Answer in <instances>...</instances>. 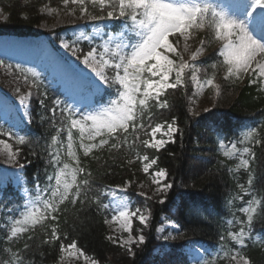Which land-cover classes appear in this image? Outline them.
<instances>
[{
  "label": "snow or ice",
  "instance_id": "obj_1",
  "mask_svg": "<svg viewBox=\"0 0 264 264\" xmlns=\"http://www.w3.org/2000/svg\"><path fill=\"white\" fill-rule=\"evenodd\" d=\"M62 2L65 6L69 4L78 6L84 15L89 14L87 5L90 3L103 14L92 16V19L114 17L125 19L127 39L124 32L117 35L109 34L107 40L84 53L81 60L99 81L94 85L96 92L101 93L106 86L115 87V94L105 106L79 116L78 110H74L71 105L59 99L53 101V106L49 109L52 113L53 127L56 126L57 111L61 114V126L57 128L56 135L51 138L49 145L52 149L49 152V163L53 166V174L46 177L45 187L42 188L37 184L35 194L27 195L23 210L19 212L18 217H9L7 239L18 240L27 234L26 238L30 240L31 233L39 226L49 235V239L44 243L60 241V216L68 205L83 206L86 203H93L98 209L111 212V217L106 216L104 223L116 224L119 231L128 234L127 238L114 242L124 247L127 254L134 255L132 246L143 244L145 236L143 228L139 229V234H133V219L138 220L139 224L146 228L150 213L140 208L133 210L126 196L118 195V193H126L131 187V182L115 188L107 185L104 189L97 188L93 193V172L77 154L74 146L76 141L84 157L91 156L96 160L100 157L93 152L94 149L107 151L109 154L113 151L120 152L125 148L133 152L139 142L144 148L159 151L166 144L174 142L173 137L179 131L175 127L176 121L170 123L164 121L153 126L152 117L149 115V123L145 124V113L150 112L153 105L159 109L168 108V100L161 97L165 96L168 90L175 91L185 87V78L189 73L188 78L196 85L199 92L212 89L215 97L222 94L221 84L216 81L215 71L205 79H200V68L194 62L204 54L206 39H200L199 46L191 51L188 43L197 33H205L206 36L211 34L220 42L218 55L222 60L213 63L211 68L213 70L222 68L224 81L236 83L248 78L250 84H255L259 90L264 91V12L253 16L252 12L248 11L249 8H252L253 12L257 8L264 9V0H253L252 4L247 3V0H232V2L228 0L219 4L211 3L210 0H62ZM245 16L251 19L238 18ZM170 37H175V41L170 40ZM83 39L91 40L87 36ZM181 39L184 41L182 50L178 48ZM61 47L70 49L74 55L80 51L65 42L61 43ZM185 53L188 54L187 59ZM109 69L112 70L111 74L107 71ZM31 75L37 77L34 72ZM24 78L27 83V75ZM30 87H39L35 79ZM16 91L19 92V89ZM31 96V91L19 96V103L25 109L24 116L29 119L27 102ZM40 103L43 106L45 100H41ZM73 130L79 133L75 139ZM64 132L67 134L65 153L67 160L62 159L61 156L65 144L60 140V134ZM141 134L148 138L142 139ZM157 134L167 139L157 138ZM130 135L131 143H129ZM5 136L7 140L2 138ZM13 142L16 145L28 143L25 136L0 128V146H2L0 155L4 156L6 163L23 169L25 165L19 160L21 149L13 150ZM237 144L264 146V136L259 130L251 129L237 142L219 143L222 155L229 160L238 159L237 169L243 168L248 172L247 187L244 184L238 185L244 195L237 198L243 201L244 196L251 197L239 208L244 218L237 217L234 222L228 221L230 227L239 225V228L236 231L228 230L226 235L221 236V240L232 241L235 250L225 251L220 259L228 260L231 264H251L243 250L248 247L246 242L252 239L255 223L258 220L264 223V197L257 198L253 192L255 177L249 168L250 160L255 155L252 147L245 146L241 149ZM245 154L248 155V159L243 158ZM136 161L142 163L143 172L150 174L151 182L157 185L155 193L164 194L172 188L170 183H161L168 175L163 168L149 173L153 165L157 164V158L149 159L148 155H140L137 152L135 160L127 159L129 165ZM25 191L27 193V190ZM102 196L108 198L109 202L104 203ZM163 202L160 200V203ZM169 238L164 237L166 240ZM175 238V236L171 237V239ZM108 239L114 238L109 236ZM237 245L239 248L235 247ZM27 247L25 243L24 248ZM59 250L62 254L84 257L86 264L89 261L75 241L67 245L61 243ZM12 255L15 259L11 264H16L17 261L23 264L18 253ZM63 259L64 257L61 256V260ZM90 264L97 262L91 260ZM204 264H217V261L206 260Z\"/></svg>",
  "mask_w": 264,
  "mask_h": 264
},
{
  "label": "trees",
  "instance_id": "obj_2",
  "mask_svg": "<svg viewBox=\"0 0 264 264\" xmlns=\"http://www.w3.org/2000/svg\"><path fill=\"white\" fill-rule=\"evenodd\" d=\"M44 1L4 2L9 15L6 20L0 21V39L3 36L32 39L47 34L40 30L47 18L41 10ZM210 2L219 4L228 0ZM108 23L104 24L103 33L111 32L117 35L124 32L127 39L124 18L114 17ZM64 30L65 28L55 29L48 34L54 35L56 41L60 42ZM199 34L206 39L207 54L195 64L200 70H204V79L212 75L213 71L216 72V81L222 84L223 97L215 100L214 106L208 111L193 113L190 110L189 85L175 91L168 90L161 99H167L169 107L159 109L153 105L150 112L145 113L144 123H149V115L152 117L153 126L175 120L179 131L173 137L174 142L166 144L159 151L144 148L139 142L133 152L125 148L109 154L107 151L94 149L93 152L100 157L99 160L91 156L84 157L78 147V141L74 145L83 163L93 172V193L97 188L104 189L107 185H121L130 173L127 159L135 160L137 152L140 155H148L149 159L157 158V164L153 165L155 170H166L168 183L172 184V188L164 194L163 203L142 196L136 198L138 203L150 210L151 218L149 226L144 227L145 242L133 249L134 255L127 254L125 248L108 239V226L104 219L106 216L109 218L111 212L98 209L93 203L83 206L68 205L60 216V241L44 243L49 239V235L39 226L31 233L30 240L26 238L27 234L18 240L7 239L9 217H18L27 195L35 194L37 184L45 187L46 177L53 174V166L49 163V152L52 151L49 145L51 138L56 135L57 128L61 126V114L57 111L56 126L53 127L49 109L57 99L68 105L73 103L72 98L66 96L62 85L54 84L49 68L40 63L29 66L27 80L32 83L35 79L39 85L32 90L30 119L26 122H6L4 126H0L16 135L25 136L28 141L25 145H16L13 142L15 149H21L19 160L25 165L22 169L24 185H15L10 179L4 180V183L0 182V264H11L15 259L13 253L19 254L23 264H56L61 256L59 245H67L73 241L86 256L99 264H204L206 260H216L217 264H230V261L220 257L225 251L235 248L232 241L221 240V236L226 235L228 230H238L239 225L230 227L228 221L234 222L237 217L244 218L239 208L251 197L244 196L243 201L237 198L244 195L238 185L244 184L247 187L248 172L243 168L237 169L238 159L229 160L224 157L219 143L237 142L251 129L259 130L264 136V91L259 90L257 85L250 84L248 78L236 83L224 81L223 69L211 68L213 63L222 60L216 47L218 41L211 34ZM78 46L87 52L92 44H89L88 40L80 39ZM33 72L37 74L36 78L31 75ZM225 90H229L230 95H224ZM114 94L115 87L104 86L101 93L95 94L94 100L89 103L81 102L73 109L78 110V116L86 114L105 106ZM41 100H45L43 106ZM73 136L75 139L79 133L73 130ZM3 138L7 139V136ZM141 138L148 137L141 134ZM60 140L65 144L61 153L62 159L67 160L66 132L60 134ZM131 140L130 135L129 143ZM245 146L252 147L255 154L249 165L255 177L253 192L257 198L264 197V146L237 144L241 149ZM243 158L249 157L245 154ZM23 187L27 189L26 194L23 193ZM101 199L104 203L109 202L106 197L102 196ZM163 217L175 221L182 236L181 240L162 245L157 239V228L162 224ZM48 231L50 232V229ZM25 243L28 245L27 249L24 248ZM246 243L248 247L243 251L251 264H264V223L259 220L255 223L252 239ZM193 246L202 250L201 260H191L188 248ZM235 247L239 248L238 245ZM16 264H19V261Z\"/></svg>",
  "mask_w": 264,
  "mask_h": 264
},
{
  "label": "rangeland",
  "instance_id": "obj_3",
  "mask_svg": "<svg viewBox=\"0 0 264 264\" xmlns=\"http://www.w3.org/2000/svg\"><path fill=\"white\" fill-rule=\"evenodd\" d=\"M22 1L26 3L32 0ZM4 2H7V0H0V21L6 20L9 15L3 4ZM87 6L89 8V14L84 15L80 12L78 6L71 4L65 6L62 0H45L41 5V10L47 18L40 26V30L47 34L36 40L3 38L0 41V64H2V66H0V126H4L6 122H26L29 119L24 116L25 109L24 106L19 103V96L28 91L32 92L33 87H30L31 82L27 80L28 82L26 83L24 77L30 69L29 66H35L37 63H41L43 66L50 69L54 84L62 85L63 90L66 91L67 95L72 98V107L76 106L79 101L83 102L85 97L89 98L91 101L93 92H96L94 85L98 84L99 81L90 69L85 67V65L81 62L83 54L86 52H84L81 46H78V42L80 39L87 36L91 38L90 41L88 40L89 44H92V47H96L104 40H107L109 33H103V26L105 23L106 25L109 24L108 22L110 19H92V16H102L103 14L98 11V8L93 7L90 3ZM46 9H54L55 11H48ZM248 11L252 12L253 16L258 15L260 12H264V10H255L253 12L250 8ZM238 18L244 20L251 19V17L247 16ZM59 28H65V30L61 34V41L57 42L55 36L48 33ZM169 39L175 41L176 38L170 37ZM200 39L202 38L199 33L194 34V38L188 42L190 45V51L199 46ZM62 42L68 43L70 47H76L80 49V51L74 55L70 49H64L61 47ZM183 44L184 41L181 39L178 45L180 50L183 49ZM218 47H220L219 41ZM205 54H207L206 48L203 55ZM187 58L188 54L185 53V59ZM9 65H11V67H9ZM107 71L109 74L112 73L111 69ZM204 73L203 69L200 70L199 76L201 80L205 77V75H203ZM189 76L190 73L185 78V86L188 87L189 85L190 87V110L193 113H201L204 112L205 109H210L214 106L215 100L223 97L221 83L222 94L219 97H215L212 89H205L202 93L199 92L196 85L188 78ZM17 89H19V92L16 91ZM226 93L227 96L230 95L229 90H225L224 95ZM30 101L31 97L27 102L28 112L30 109ZM157 138L167 139V137H160V134H157ZM3 139L7 140L6 138ZM0 148H2V146H0ZM13 150H15L14 146ZM129 167L130 173L127 176L128 178H126L121 185L131 182V187L128 188L126 193H118V195L126 196L130 207L133 210L140 208L142 211L147 210V212L150 213V210L147 209L146 206L137 202L139 199L138 196L145 198L151 197L150 199L160 201L163 199L166 192L164 194L155 193L157 185L151 182L150 174H145L143 172L141 162H135ZM21 171L22 169L18 166L6 163L4 156L0 155V181L11 179L15 184H23L24 180L21 175ZM155 171L156 170L151 168L149 173H153ZM161 183H168L167 177ZM25 190L27 189L24 188L23 193L26 194ZM141 193H144V195H141ZM136 198L138 199L136 200ZM150 218L151 213L149 216L148 226L150 224ZM161 221L162 224L157 228V230L159 229L157 239L162 243V245L164 243L171 244L181 240L179 228L174 221L165 217ZM107 226L109 236L114 238L111 240L113 243L118 244L114 242V240H123L127 238L128 234L119 231L118 225L107 224ZM140 228H143V235L146 237V234L144 233V226L140 225L139 221L134 218L133 234H139ZM165 236L170 238L166 240L164 239ZM172 236H175L176 238L171 239ZM136 246L137 245H133V249ZM190 252L193 253L192 258L194 260H201L203 257L202 251L198 248H192ZM61 256L64 257L63 260H61ZM61 256L56 264H86L84 257L70 256L67 253H61ZM88 258L89 261L87 264H90L92 259L90 257ZM97 264L99 263L97 262Z\"/></svg>",
  "mask_w": 264,
  "mask_h": 264
}]
</instances>
